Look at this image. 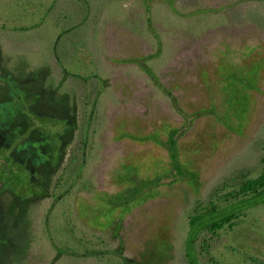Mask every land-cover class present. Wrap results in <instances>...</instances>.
<instances>
[{
    "label": "rangeland",
    "instance_id": "rangeland-1",
    "mask_svg": "<svg viewBox=\"0 0 264 264\" xmlns=\"http://www.w3.org/2000/svg\"><path fill=\"white\" fill-rule=\"evenodd\" d=\"M148 4L145 0H0V95L4 76L16 82L15 77L45 68L44 110L55 119L67 112L77 118L66 150L76 144L82 128L83 135L89 134L71 192L63 187L58 200L43 195L25 201L12 191L0 194V233L8 234L4 240L0 235V264H193L185 236L195 201L206 203L218 185L241 172L249 176L261 172L264 0H174L172 4L148 0ZM245 43L253 45L241 55L242 61L252 60L251 67L257 61L263 64L262 91L254 96L249 118L237 131L211 115L201 116L178 140L179 158L197 171L199 187L193 188L186 179L167 184L160 195L124 214L118 234L75 215L76 202L79 210L84 208L80 199H96L103 190L120 187L114 171L121 162L126 161V172L129 165L138 173L160 167L161 159L167 160L161 141L169 127L185 120L136 59L148 56L159 81L191 112L208 105L206 85L214 78L216 65ZM247 65L227 66L224 84L219 86H227L235 96L243 88L228 86L225 77H231L230 70L246 71ZM256 73L237 74L252 84ZM13 92L20 94L16 88ZM245 94L241 91L239 97ZM10 105L11 101L0 100V116ZM234 114L240 125L243 109L235 108ZM64 171L59 166L54 176ZM71 173L68 170L67 175ZM73 231L89 239L88 245L94 243L98 252H60L56 246L82 243ZM194 252L197 264H264V200L246 209L236 224L221 228L205 248L196 244Z\"/></svg>",
    "mask_w": 264,
    "mask_h": 264
},
{
    "label": "trees",
    "instance_id": "trees-1",
    "mask_svg": "<svg viewBox=\"0 0 264 264\" xmlns=\"http://www.w3.org/2000/svg\"><path fill=\"white\" fill-rule=\"evenodd\" d=\"M145 2L148 6V0ZM166 2L172 4L174 0H166ZM252 45L245 43L240 49L237 48L239 50L237 53L224 56V62L216 65L214 78L206 85L208 105L191 112L185 111L172 90L159 81L158 76L147 63L148 56L136 59L139 66L170 96L173 105L183 114L185 120L181 125L169 127L166 139L161 141L167 150V160L161 159L163 162L160 167L159 165L151 166L148 172L138 173L136 167L129 165L126 172L125 165L127 163L126 161L121 162L114 171V181L121 184L120 187L114 190H103L96 199L95 197L80 199V204L84 208L79 210V204L76 206V202L75 215L77 214L80 219L82 218L91 226L100 227L102 231L118 234L124 214L150 198L160 195L163 187L167 184L173 183L175 180L186 179L193 188L197 189L200 184L199 176H197L196 170H190V166L186 167V163L179 158L178 140L192 124V120L201 116L211 115L215 122L225 123L230 129L237 131L246 122L253 109L254 96L262 91V74L261 72L259 74V69L263 64L258 63L261 61H257L256 67H251L249 64L252 60L245 62L241 59V55L248 53ZM230 57L233 62H230ZM240 63L248 64V68L246 67V71L236 69L239 70L236 72L244 75L249 70L256 71L255 81L252 84L246 83L241 80L243 75H238L231 70V77L227 73L225 76L228 77L225 78L230 80L231 85L228 86L243 88L241 91L246 92L244 98L239 97L241 92L239 90H236L234 96L227 86L226 88L223 87L224 85L219 86L224 84V82L221 83L223 81L222 74L225 73L224 69H227V66L237 68L241 65ZM44 69L28 72L25 76L18 78L9 74L15 77L16 82L8 81V78H4V76L5 83L1 85L0 100L11 101V105L5 107L3 109L4 116H0V194L12 191L21 201L43 195L49 196L52 200H58L63 187L71 192L72 186L75 184L73 181L79 172V166L83 163L84 149L88 144L89 134L83 135L84 129L82 128L83 131L81 129V136L76 144L72 145L69 151L66 150L76 129L77 118L67 112L59 114L61 119H55L52 114H48L44 110V106L41 104L45 100L42 87L46 78ZM32 80L35 81L34 84ZM11 85L20 94L13 92L14 88ZM19 97L21 102L18 100ZM238 107L242 108L245 113L240 125L236 122L238 120L234 114L235 108ZM227 114L231 116L229 118L221 117ZM65 150L67 151L66 159L64 158ZM261 160L264 163V155ZM76 161L78 164L76 167H72ZM191 161L189 164L193 166ZM59 166L63 167L65 171L55 177L54 172ZM68 170H71V175H67ZM178 173H182V175L178 176L180 175ZM215 193L206 203L197 199L188 215L185 243L186 252L193 264H197L194 257L196 244L200 245V248H205L207 243L213 242L219 235L221 228L225 225L236 224L238 219L245 214L246 209L264 200V164L261 172L256 175L249 176L246 172H241L229 180L223 181L216 187ZM68 215L70 214H67L69 220ZM94 217H96V221H94ZM72 233L75 239L82 243H77L76 246L68 243L61 247L56 246L60 252L74 254L98 252L94 249L95 247H92L94 243L88 245L89 239H84V237L81 239L79 235H75L74 231ZM7 236L1 235V239L4 240L3 238H7ZM79 245H82V249ZM198 253H202V250L198 249Z\"/></svg>",
    "mask_w": 264,
    "mask_h": 264
}]
</instances>
